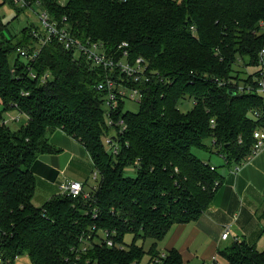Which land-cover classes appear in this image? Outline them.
Wrapping results in <instances>:
<instances>
[{"label":"trees","instance_id":"1","mask_svg":"<svg viewBox=\"0 0 264 264\" xmlns=\"http://www.w3.org/2000/svg\"><path fill=\"white\" fill-rule=\"evenodd\" d=\"M27 1L22 7L0 0V6L8 3L19 13L39 6L75 37L102 42L111 51L126 41L131 59L146 62L150 80L133 84L144 92L138 111L125 110L123 101L118 107L126 129L120 132L117 126L112 134L120 142L115 155L103 139L112 129L98 89L102 69L57 38L43 43L42 25L13 33L0 14L3 264H15L23 255L31 264H83L88 258L97 264H132L148 252L159 255V241L177 224L197 220L222 183L217 167L193 148L208 149L205 140L212 138L228 164L236 166L251 153L254 132L264 128V94L254 80L258 72L238 69H256L264 59V0ZM187 97L193 106L182 111L179 103ZM11 110L24 114L27 123L11 129L4 118ZM57 129L84 145L98 183L90 197L60 193L36 206L35 165L41 155L58 151L49 140ZM129 166L135 175L126 174ZM261 212L264 218V206ZM100 230L116 231L121 243L129 233L134 240L124 249L96 244L77 259L73 251L81 246V236ZM167 250L162 264H186L178 249ZM218 254L226 264H264V250L245 240Z\"/></svg>","mask_w":264,"mask_h":264},{"label":"crops","instance_id":"2","mask_svg":"<svg viewBox=\"0 0 264 264\" xmlns=\"http://www.w3.org/2000/svg\"><path fill=\"white\" fill-rule=\"evenodd\" d=\"M0 104L3 109L1 100ZM25 123H27V120ZM59 131L67 134L61 129L53 131L49 136L51 144H53V135ZM68 136L72 139L75 146L83 149L93 164L84 145L76 138ZM54 147L58 151L60 150L56 146ZM48 154L54 153L41 155L35 165V174L38 177H45L49 173L45 159ZM219 157L222 161L221 165L225 164L223 168L227 170H221L222 167L220 168V165H218L221 162L218 164L210 162L223 175L222 183L219 185L211 205L197 220L177 224L166 237V248L164 249H178L184 261H189L192 257H195L191 248L197 246L202 250L200 256L201 264H210L212 261L216 264L219 259L223 260V264H226L225 259L218 254V251L227 248L236 240H245L258 248L259 246L262 247L259 248L260 250H264V241H262L264 238V218H261V210L264 206V148L236 172L233 171L234 165L228 164L221 154H219ZM82 158L85 159V157ZM73 180L88 183V180H84V178L77 179L74 177L72 179L65 177L63 180H57L59 182L57 189L46 198L44 195H37V190L35 191L33 197L34 205H43L50 197L61 193L63 183ZM41 199L42 201L40 202ZM227 226H230L231 233L227 239H223L222 233ZM196 251L198 252V249Z\"/></svg>","mask_w":264,"mask_h":264},{"label":"built area","instance_id":"3","mask_svg":"<svg viewBox=\"0 0 264 264\" xmlns=\"http://www.w3.org/2000/svg\"><path fill=\"white\" fill-rule=\"evenodd\" d=\"M20 6H27V0H14ZM39 4V3H38ZM42 21V30L45 31V38L42 39L43 43L51 41L52 39L57 38L59 42L64 45L67 49H74L75 53L86 57L90 60L95 67H100L104 73V79L101 83L98 84V89L104 92V108L107 116V123L111 127L112 132L107 133L103 139L104 143L108 146V150L111 153L117 155L120 150V142L117 141V138L112 135L116 134L119 130L120 132L126 129L123 118L118 112V107L121 101L124 102L127 99L132 101H142L144 97V92L139 86L133 85L134 82H139V80L145 78L150 80V76L147 74L148 66L143 58L138 57L135 60H132L129 51L127 50L128 42H122L118 48L114 50H109L101 42H96L90 39L81 40L75 35L72 34V31L67 26L59 27L58 23L50 20L48 12L44 11L41 15ZM261 27L264 28V21L261 23ZM195 30L194 27H192ZM40 51V48L35 50L32 55L35 57ZM121 52V53H118ZM22 56L26 57V51L21 50ZM264 54V49L261 51V55ZM255 71L258 72V75L254 76V80L258 83V90L264 94V59L259 60V64L253 72H248L252 74ZM34 76V75H33ZM48 76V75H47ZM252 87L248 85V89ZM257 114V112H256ZM258 115V114H257ZM117 116V119H116ZM8 120H5L7 123ZM214 122V120H212ZM117 126L120 128L116 131ZM255 143L252 147L251 153L247 156L245 161L241 164H238L234 167L233 171L236 172L240 170L242 165L250 161L254 156H256L264 148V128H258L254 132ZM222 157L227 161L226 157L220 153ZM214 169V166H212ZM94 178L99 177V173L96 170L94 173ZM97 186L95 184L92 187V190ZM61 194H66L68 196L76 197L80 194H84L86 197L91 196V192L85 190V183L79 180H73L66 183H63L61 186ZM96 214L94 215V217ZM231 230L230 226H227L224 232L222 233V238L227 239L230 236ZM116 231L109 230H100L98 234L88 233L86 236H81V246L75 248L73 252H76L77 259L81 258L80 254L86 253L91 247L96 244H106L108 247H119L120 249L126 248L125 242L121 243L115 238ZM168 254L167 249H162L159 251V255L154 256L150 253H146L145 256H148L147 264H162L163 260ZM144 258V256H143ZM142 258V259H143ZM142 259L138 262L132 264H141ZM0 264H3V259L0 256ZM80 264V263H75ZM83 264H97L93 262L90 258L85 259Z\"/></svg>","mask_w":264,"mask_h":264},{"label":"rangeland","instance_id":"4","mask_svg":"<svg viewBox=\"0 0 264 264\" xmlns=\"http://www.w3.org/2000/svg\"><path fill=\"white\" fill-rule=\"evenodd\" d=\"M59 2L64 4L65 0H59ZM0 14L2 15L3 20L5 22L10 23L9 26L13 33L20 32V30L23 27L32 23H35L37 25H42L41 15L43 14V11L39 6H31L29 8H26L23 12L19 13L16 7L6 3L0 6ZM15 57H16L15 55H12L10 57L11 63L14 62ZM238 69H241L242 71H246V72H253L255 70L253 67H249V66L246 67L239 66ZM242 76H245V73H242ZM192 106H193V101L189 97L182 99L179 103V107L182 111H188L192 108ZM139 107H140V103L138 101H132L130 99H127L125 101L124 109L127 111L136 112L139 110ZM1 111H2V105L0 104V112ZM4 118H7L5 120H8L7 124L13 130L19 129L27 120V117L24 114H20L16 110L8 111L4 113ZM213 141L214 140L212 138H208L205 140L208 149H201L198 147H194L193 151L198 157H200L204 161L214 162L216 164L221 162L218 165H220V168L222 167L221 168L222 171H226L227 169L223 168L225 164L221 165L222 161L221 158L219 157L220 152H218V146L215 145ZM52 143L60 150L54 154H48L46 156L45 158L47 161L46 165H48L49 173L46 174L45 177L36 176L37 195L40 196L44 195L45 198L51 195L57 189V184H59L58 181L65 179V177L71 179L73 177L77 179L84 178V180H88L86 190L91 192L92 187L98 183L97 182L98 178L97 179L94 178L93 173L96 171V169L92 164V162L90 161V159L88 158L87 154H85V152L81 147L75 146L72 139L67 134L61 131L56 132L53 135ZM106 148H108L107 145ZM82 157H85V159H83ZM126 174L135 175L136 169L133 166H129L126 168ZM225 176L227 177V175ZM49 177L50 179H48ZM41 201L42 199L40 200V202ZM133 240H134L133 234L129 233L128 235H126L125 237L126 247H128L133 242ZM166 240L167 238H165L162 241H159L158 251L166 248L165 247ZM262 241H264V238ZM139 243H140V239L137 241V244ZM151 244H152V240L150 239H148L145 242L144 247L146 248L147 251L149 250ZM259 248L262 247L259 246ZM197 249L198 252L196 251ZM191 251L195 254V257H192L189 261L186 260L185 261L186 264H201V259H200L202 253L201 248L194 246L191 248ZM147 261H148V256L144 255L141 264H147ZM15 264H31V262L27 255H23L16 259ZM210 264H214L213 261ZM216 264H223V260L219 259Z\"/></svg>","mask_w":264,"mask_h":264}]
</instances>
